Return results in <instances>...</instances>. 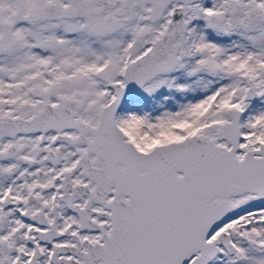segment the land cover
I'll return each mask as SVG.
<instances>
[{
    "label": "snow or ice",
    "instance_id": "1",
    "mask_svg": "<svg viewBox=\"0 0 264 264\" xmlns=\"http://www.w3.org/2000/svg\"><path fill=\"white\" fill-rule=\"evenodd\" d=\"M0 264H264V0H0Z\"/></svg>",
    "mask_w": 264,
    "mask_h": 264
}]
</instances>
